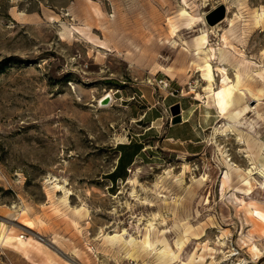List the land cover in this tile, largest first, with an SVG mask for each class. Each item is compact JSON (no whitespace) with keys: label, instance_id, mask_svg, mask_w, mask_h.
<instances>
[{"label":"rangeland","instance_id":"1","mask_svg":"<svg viewBox=\"0 0 264 264\" xmlns=\"http://www.w3.org/2000/svg\"><path fill=\"white\" fill-rule=\"evenodd\" d=\"M263 10L0 0V264H264ZM239 73L257 98L226 120L218 93Z\"/></svg>","mask_w":264,"mask_h":264},{"label":"bare ground","instance_id":"2","mask_svg":"<svg viewBox=\"0 0 264 264\" xmlns=\"http://www.w3.org/2000/svg\"><path fill=\"white\" fill-rule=\"evenodd\" d=\"M263 15H264V10L262 11V13L259 16L261 17ZM207 36H208L207 33H204L202 35L201 41L198 44V46H199L198 48L202 47L204 41L207 40ZM213 55L215 56L214 53H213ZM206 66L210 67V70H209L210 71V75L209 76L211 77V82L215 81V72H214V68H213L212 62H211V57H206ZM242 77H243L242 73L237 74L236 93L235 94H232L228 87H223V89L221 91H219V93H218V97L222 98V100H221L222 102H221L220 106L224 109L223 114L221 115V117L223 119L228 120L233 115L234 111L238 108V106H240L244 102V99H245V96H246V91H248L251 94V96L255 97V99L257 98L256 94L253 93V91L249 87L241 86V85L244 84V83H242V79H243ZM231 129H236L237 130L236 125L234 123H232L231 121H229L227 123V126H226L225 130H231ZM246 142H247V148H248L247 151H246L247 152V157L249 158L251 164H253L252 167L248 170L247 174L248 175L253 174L254 170H256V169L258 170L257 173H259V174L261 173L262 174V168H257V155L258 154L253 152L252 149L254 147L251 144L252 142L249 139H246ZM261 145H264V143L261 142ZM225 161L227 163V166L230 169H234L237 172H241L242 171L241 168L237 167L232 162H230L231 160H225ZM226 175H228V172L226 173ZM76 211L80 212V209H76ZM116 237H117V235L111 236V238H116ZM111 240H120L123 243V246L130 247L129 248V254H130L131 257L134 256L135 252H137L136 251V243L137 242H136L135 239H130L129 241L126 240V239H111ZM144 242L145 241H142L143 244H144ZM185 242L186 241L183 238H179L177 240L178 247L180 249H182ZM155 245H156V243L155 244L153 243V249L154 250H155ZM252 249L254 251H258L259 252V248H258L257 245H253ZM156 253L158 254V257L164 258V259L167 258V259L173 260V259L177 258L176 253L172 250L170 245L167 244V243L162 245V247L159 248L156 251Z\"/></svg>","mask_w":264,"mask_h":264},{"label":"water","instance_id":"3","mask_svg":"<svg viewBox=\"0 0 264 264\" xmlns=\"http://www.w3.org/2000/svg\"><path fill=\"white\" fill-rule=\"evenodd\" d=\"M226 17V7L224 5H221L220 7L214 9L212 12H210L207 16V22L209 25L214 26L220 21H222ZM109 99V97H108ZM173 114H174V124L181 122V116L179 115V106H176L172 108Z\"/></svg>","mask_w":264,"mask_h":264},{"label":"trees","instance_id":"4","mask_svg":"<svg viewBox=\"0 0 264 264\" xmlns=\"http://www.w3.org/2000/svg\"><path fill=\"white\" fill-rule=\"evenodd\" d=\"M2 71H3V69H2L1 64H0V72H2ZM122 158H123V154L120 156V158H119V163H118V165H117L115 171H114L113 173H111V176H115V175L117 174L118 170H119L120 167H121V160H122Z\"/></svg>","mask_w":264,"mask_h":264},{"label":"crops","instance_id":"5","mask_svg":"<svg viewBox=\"0 0 264 264\" xmlns=\"http://www.w3.org/2000/svg\"><path fill=\"white\" fill-rule=\"evenodd\" d=\"M262 172H263V170H262Z\"/></svg>","mask_w":264,"mask_h":264}]
</instances>
